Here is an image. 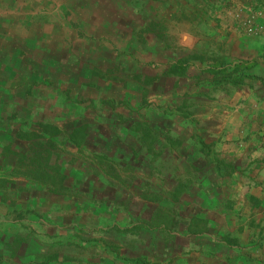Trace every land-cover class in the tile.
<instances>
[{"label": "crops", "instance_id": "obj_1", "mask_svg": "<svg viewBox=\"0 0 264 264\" xmlns=\"http://www.w3.org/2000/svg\"><path fill=\"white\" fill-rule=\"evenodd\" d=\"M240 4L0 0V264H264V40ZM39 133L68 195L26 177Z\"/></svg>", "mask_w": 264, "mask_h": 264}, {"label": "trees", "instance_id": "obj_2", "mask_svg": "<svg viewBox=\"0 0 264 264\" xmlns=\"http://www.w3.org/2000/svg\"><path fill=\"white\" fill-rule=\"evenodd\" d=\"M191 60H184L175 65H171L169 69L164 73V79L170 81L182 80L187 78L188 71L190 68ZM144 79V78H143ZM141 75L137 77L136 81L140 82ZM145 81H152L151 78L145 77ZM155 80V79H154ZM40 134V133H39ZM32 134L31 136L34 141L31 142V155L33 158L29 161L30 171L26 175L31 181L40 183L43 185H47L50 189H48L50 194L53 195H68L70 194L65 186L67 177L62 173L61 167L58 163L54 162V152L57 150L55 143L48 142L42 144L41 139H45V135L43 134ZM63 134L62 131L54 128L51 132L50 138H56ZM29 136H25V139ZM48 137V136H47ZM83 138V140L87 137L86 130L77 129L74 131L73 135H70V140H72L71 144L77 148H80L83 143L79 140ZM25 161H21L23 166H27L28 158H23ZM55 163V164H54Z\"/></svg>", "mask_w": 264, "mask_h": 264}, {"label": "built area", "instance_id": "obj_3", "mask_svg": "<svg viewBox=\"0 0 264 264\" xmlns=\"http://www.w3.org/2000/svg\"><path fill=\"white\" fill-rule=\"evenodd\" d=\"M233 13L238 31L264 40V0H241Z\"/></svg>", "mask_w": 264, "mask_h": 264}]
</instances>
